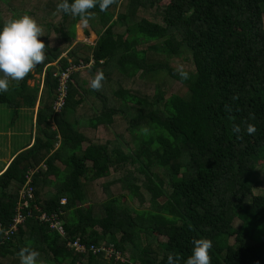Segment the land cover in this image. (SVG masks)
<instances>
[{
  "label": "trees",
  "instance_id": "trees-1",
  "mask_svg": "<svg viewBox=\"0 0 264 264\" xmlns=\"http://www.w3.org/2000/svg\"><path fill=\"white\" fill-rule=\"evenodd\" d=\"M12 1L0 0V26L30 15L46 47L0 94L14 114L38 102L33 143L0 174V264H20L25 247L37 264H167L169 253L184 264L202 237L210 264H264V0H115L90 10L95 45L72 47L80 17L60 0ZM79 66L54 112L57 73ZM166 76L181 85L170 95ZM28 172L22 212L56 214L63 234L34 217L10 230ZM77 239L125 260L76 252Z\"/></svg>",
  "mask_w": 264,
  "mask_h": 264
},
{
  "label": "clouds",
  "instance_id": "clouds-1",
  "mask_svg": "<svg viewBox=\"0 0 264 264\" xmlns=\"http://www.w3.org/2000/svg\"><path fill=\"white\" fill-rule=\"evenodd\" d=\"M115 0H60L57 9L73 17H80L87 26L92 18L91 9L99 7L106 11ZM43 32L37 21L30 15L11 18L0 26V94L9 90L10 81L23 80L37 65L45 61V42L41 37ZM182 78L187 79L188 73L178 69ZM104 75L98 72L90 81V87L99 90L102 87ZM234 132L239 134L241 128L234 125ZM248 134H254L256 129L247 125ZM191 255L184 264H210L209 250L212 241L207 238H195L192 241ZM39 253L31 248H21L20 264H37ZM179 258L169 253L167 264H178Z\"/></svg>",
  "mask_w": 264,
  "mask_h": 264
},
{
  "label": "built area",
  "instance_id": "built-area-1",
  "mask_svg": "<svg viewBox=\"0 0 264 264\" xmlns=\"http://www.w3.org/2000/svg\"><path fill=\"white\" fill-rule=\"evenodd\" d=\"M80 67H70L66 69L65 71H62L59 74V96L57 100L53 104V110L54 112H58L65 103V97H66V82L69 78V75L71 71L76 70ZM33 172H28L26 174V181L23 184L22 189L19 192L21 200L18 201L16 204V213L13 217V224L10 227V230L14 228L16 224H20L24 221L27 217H34L38 219L41 222H46L51 228L57 229L61 234H63V229L60 226V222L57 220L56 214H46L41 211V209L34 205L33 208L36 210V213H33L31 210H27L26 213H23L22 210L24 208H30L29 204L30 202L28 199H32L33 197V191L31 188V175ZM28 198V199H27ZM61 202H64V200H61ZM9 231L5 232V236L7 237ZM68 246L72 248L76 252H80L82 254L84 253H92L94 255L102 254L107 259H113L114 261H121L123 262L125 259L123 258L122 254L115 249V247L112 244H102V245H94V244H85L79 241V239L69 242Z\"/></svg>",
  "mask_w": 264,
  "mask_h": 264
},
{
  "label": "rangeland",
  "instance_id": "rangeland-1",
  "mask_svg": "<svg viewBox=\"0 0 264 264\" xmlns=\"http://www.w3.org/2000/svg\"><path fill=\"white\" fill-rule=\"evenodd\" d=\"M165 1H168V0H165ZM12 3L14 4V6H17L15 4L16 3L15 0H13ZM4 10L5 11H4V13H3L2 16L7 19V18H9L11 16V12L8 11L7 9H4ZM263 23H264V15H263ZM96 41H97V35L93 31H91L90 27L88 25L85 26L81 22V20L79 22H77L76 27H75V40L72 43L71 47L74 46L76 43H79V42H84V43L89 44V45H95ZM186 67H190V65L187 64ZM38 79H40L39 82H41V78L38 75H34V78H32L31 80H29L28 81V84L30 86H32L35 83H37V80ZM163 81L165 82V89L168 92V95H170L171 93L176 92L178 89L181 88V85L178 82H176L173 79H171L170 77H167V76L165 78L163 77ZM41 84H40V87H41ZM0 107L5 108V109L8 108L6 104H0ZM36 110L37 109L36 108L34 109V107H33V109H30V111L29 110H26V109H23L22 111L17 112L18 114H20V116L16 120L20 121V123H17L16 122L15 125H14V128H20V127H21L20 129H25L26 128L25 129L26 132L24 130H19V132L20 131L22 132L21 135H20V137L18 136V134H17V136H13L12 137V140H13L12 143H13V145L16 144L18 137H19L20 141H18L17 146L11 147V154H13L16 151L15 149L18 146L19 147L22 146L23 143L21 141H24L26 143V141L30 139V135H29V131H30L29 130V127L31 125L30 113L32 112L33 113V117H34V113H35ZM0 111H2V110H0ZM13 115H14L13 108L10 107V112H9V115L8 116L5 115V114H4L3 117L0 116V124H4L5 120H7V117H10L11 116V118H12ZM16 116L14 117V119L16 118ZM29 122H30V125L28 127L27 124ZM34 129L35 128H34V125H33V128L31 129V133H33ZM26 133H28L27 136H24ZM90 136H91V133H89V137ZM86 144H87V142H85L84 145H86ZM2 147H3V149H5V144ZM0 155H6V152L3 151V154H0ZM87 164H90V162H87ZM4 165L5 164L2 162V159H0V169ZM261 180H262V182H264L263 179H261ZM115 191L117 192L118 191V188H115ZM263 191H264V189H263V185L262 184H261L260 187L254 188V193L255 194L263 193ZM95 192H96V195H97L98 188L95 189ZM61 200H64V202H61L60 201L61 204H64L66 202L65 198H62ZM230 242H233V237L230 238Z\"/></svg>",
  "mask_w": 264,
  "mask_h": 264
},
{
  "label": "crops",
  "instance_id": "crops-1",
  "mask_svg": "<svg viewBox=\"0 0 264 264\" xmlns=\"http://www.w3.org/2000/svg\"><path fill=\"white\" fill-rule=\"evenodd\" d=\"M42 83V81L40 82V84ZM42 88V84H41V87H40V90ZM38 109V102L36 103V105L34 106V109ZM23 109H26V110H29L30 109H33V108H27V107H19L16 109V113L10 117H7L9 115V112H10V108H2L0 107V116L3 117L4 114L7 115V120H5L4 124H0V154H3V151L6 152V155H0V159H2V162L5 164L4 166H2V168L0 169V174L5 170V168L7 167V165L10 163V161L12 160V158L17 154L19 153L20 151L24 150L25 148H27L28 146H30L32 143H33V140H34V133H35V129L33 131V133H31V129L33 128V125H34V121H35V118H36V113H37V110L35 111L34 113V117H33V113L31 112L30 113V117H31V125H30V122L27 124L28 127H29V135H30V139L26 141V143L24 141H21L23 144L22 146H18L14 151L13 154H11V147L13 146H17L18 144V141H20L19 137L21 135V131L19 132V130H24L26 132V128L25 129H20V128H14V125L15 123H20V121L16 120L20 114H18L17 112H20L22 111ZM15 110V109H13ZM32 111V110H31ZM18 114V115H17ZM17 115V116H16ZM32 115V116H31ZM16 116V118L14 119V117ZM18 134V139H17V142L15 145H13V140H12V137L13 136H17ZM28 133H26L24 136H27ZM5 144V149H3V145Z\"/></svg>",
  "mask_w": 264,
  "mask_h": 264
}]
</instances>
